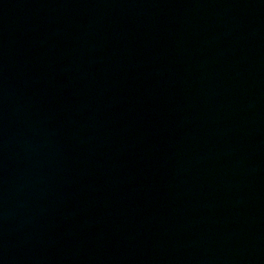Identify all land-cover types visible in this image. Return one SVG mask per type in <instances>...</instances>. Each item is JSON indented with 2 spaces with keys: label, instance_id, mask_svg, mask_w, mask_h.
Instances as JSON below:
<instances>
[{
  "label": "water",
  "instance_id": "obj_1",
  "mask_svg": "<svg viewBox=\"0 0 264 264\" xmlns=\"http://www.w3.org/2000/svg\"><path fill=\"white\" fill-rule=\"evenodd\" d=\"M0 264H264V0H0Z\"/></svg>",
  "mask_w": 264,
  "mask_h": 264
}]
</instances>
